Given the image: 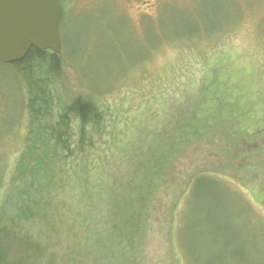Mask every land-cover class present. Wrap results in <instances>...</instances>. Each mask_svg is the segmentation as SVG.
<instances>
[{"label":"rangeland","instance_id":"1","mask_svg":"<svg viewBox=\"0 0 264 264\" xmlns=\"http://www.w3.org/2000/svg\"><path fill=\"white\" fill-rule=\"evenodd\" d=\"M57 3V74L0 63L2 264H264V0ZM76 98L101 114L83 135ZM28 151L50 179L17 173ZM138 185L136 230L111 231Z\"/></svg>","mask_w":264,"mask_h":264},{"label":"trees","instance_id":"2","mask_svg":"<svg viewBox=\"0 0 264 264\" xmlns=\"http://www.w3.org/2000/svg\"><path fill=\"white\" fill-rule=\"evenodd\" d=\"M30 50L33 51L35 54H37L42 59H45V58L50 59L51 58L50 67H51L52 71H50V72H51V74H54V75L57 74V69H58L57 66L60 63V58L58 55H56L55 53H52L51 51L39 52L35 48H31ZM25 58L22 61L14 62L11 64L22 63V62H24ZM62 112L60 114V119L64 123V125H68L70 118H76L79 120V122L81 124V130L80 131H81L82 135L85 134L86 126L88 124H91V123L97 124L101 120V114L99 112L98 107L92 101L82 99V98H76L75 100H73ZM51 131L54 133V135L55 134L57 135V137H55V143L53 145L54 148L58 149L59 148L58 145H60V146H62L63 149H66L68 147V143H69L68 142V135H66V133L61 132V131H57V130L54 131L53 129ZM52 137L53 136H50V135L46 136L45 139L43 140V144L47 145L49 143V140H53ZM64 137L67 139H64ZM37 142L38 141H35V143H33L34 145H32V148L36 147ZM88 146L90 147V142H89ZM43 164H44L45 169L41 174V166ZM52 165H53V159L50 156H48V155L47 156H36L33 153H30L28 151V152H25L24 156L20 160V163L17 167V173L18 174H25L26 173L27 175L28 174H34V175L41 174V176L39 178L36 177L34 179V183H32L34 185H35V183L40 184L41 182L50 179V177H48V174L46 172H47V170H49V168H51ZM155 166H156L155 168L159 169V171H162V168H159V166H161L160 162H156ZM51 173H53V172H51ZM145 177L146 176H143L142 179ZM130 186H132V185L130 184ZM143 187H144V185H138L136 187L133 186V188L131 189V193L128 196L124 197L125 202H123V197L118 198L116 200L117 202L111 200V202H110L111 205H113V202L115 203L114 209H112V212H111L113 214L110 218L107 219V221L109 223L115 221V223H112V226L108 225V227L111 231H114L115 233L122 235L123 234L122 232H124V230H125V226L132 227L133 230H136L135 222L133 220H134V217H137V216L140 217L141 212H142L141 210L143 209L137 205L139 203H141L143 201L142 199L145 198V196H147V195H144L143 194L144 191H141L140 194L137 195L136 199L127 201V198L129 196L132 197L131 196L133 194L132 191L137 190L138 188H143ZM122 196H124V195H122ZM20 211L22 214H24V216H26L28 213L31 212V209H28V211L26 213H25V211H23V209H20ZM36 213H37V211H33L32 214H34V215L29 214L28 216L31 215L32 218H35L34 216L36 215ZM131 215H133V216H131ZM28 216H26V217H28ZM118 222L122 223L123 225L119 226ZM0 232L3 233V232H6V230L4 231V229H0ZM95 233H97V237H98L99 236L98 231H95ZM121 238H122V236H121ZM19 241L21 242L23 240H19ZM128 241H129L130 245L134 244L135 233H134V235L130 236ZM5 242L8 245L6 246V248H7L6 250L0 249V264L4 263V261H3L4 256H5L4 253H5V251L7 252V250H9V248H10V242L8 240ZM63 262H65V260H63L62 263Z\"/></svg>","mask_w":264,"mask_h":264},{"label":"water","instance_id":"3","mask_svg":"<svg viewBox=\"0 0 264 264\" xmlns=\"http://www.w3.org/2000/svg\"><path fill=\"white\" fill-rule=\"evenodd\" d=\"M57 0H0V63L21 61L31 48L61 55Z\"/></svg>","mask_w":264,"mask_h":264}]
</instances>
